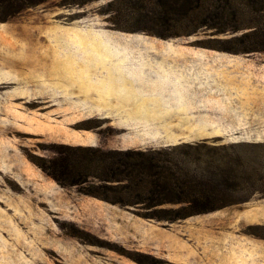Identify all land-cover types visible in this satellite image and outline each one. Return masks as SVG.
Wrapping results in <instances>:
<instances>
[{
    "label": "rangeland",
    "instance_id": "rangeland-1",
    "mask_svg": "<svg viewBox=\"0 0 264 264\" xmlns=\"http://www.w3.org/2000/svg\"><path fill=\"white\" fill-rule=\"evenodd\" d=\"M180 76L184 119L212 125L127 120L170 111ZM88 147L171 148L225 206L157 221L182 205L113 204L35 165L79 173ZM0 264H264V0H0Z\"/></svg>",
    "mask_w": 264,
    "mask_h": 264
},
{
    "label": "trees",
    "instance_id": "trees-1",
    "mask_svg": "<svg viewBox=\"0 0 264 264\" xmlns=\"http://www.w3.org/2000/svg\"><path fill=\"white\" fill-rule=\"evenodd\" d=\"M43 1L3 0V2H11L16 13ZM81 4L83 3H76L78 6ZM252 51L257 50L252 48ZM191 147H196L192 151L201 155L196 151L199 145L189 146ZM77 151L79 154H84L85 158V162L80 164L82 170L79 173H74V160L68 156L52 158L47 164L44 161L36 162L35 165L60 187L74 186L80 189L82 194L113 204L122 206L142 203H147L149 206L163 203L182 205L183 208L175 213L173 211L170 217H155L157 221L165 220L171 223L180 219L185 220L225 206L211 205L218 196V193L213 191L212 180L189 177L183 168L173 171L169 167L172 163L168 159L167 151H171V148L157 151L145 149L119 152L88 147L77 149ZM90 179L99 183L100 188L85 189L84 186ZM136 261L141 263L139 260Z\"/></svg>",
    "mask_w": 264,
    "mask_h": 264
},
{
    "label": "crops",
    "instance_id": "crops-1",
    "mask_svg": "<svg viewBox=\"0 0 264 264\" xmlns=\"http://www.w3.org/2000/svg\"><path fill=\"white\" fill-rule=\"evenodd\" d=\"M128 69V67L126 68ZM173 76V75H172ZM153 77H155V75L153 74L152 77H149L147 79L151 80L153 79ZM180 86H179V92L180 94L177 96V98L175 99V97L173 96H170L168 95L169 97H165V96H162L161 98H164L163 100H172L174 101L175 103L173 104H169V103H165V102H161L162 104L160 105L161 107H166L168 108V110L170 111H163L162 112H159L160 114V117L161 118H158V119H150V118H143V119H127V120H130L132 122H150V123H168V124H186V125H200V124H204V123H201L199 121H186V119H184L185 117L184 116H188L191 112L190 110L192 109V106L190 104H188V100H190L189 98H187L186 96V93H187V90L185 89V85L183 83H185V80L183 79L182 76H180ZM210 81V80H209ZM209 81L205 82V84H207ZM169 92V91H168ZM152 96L153 95H149ZM148 95L146 97H149ZM145 97V98H146ZM138 106L139 105H145V104H142V103H138L137 104ZM147 105V104H146ZM174 108H177L178 111L174 112ZM192 114H195V113H192ZM174 115H176L175 117L178 118V120H172L170 118H172ZM179 116V117H178ZM204 125H212V124H204ZM84 141V144L87 145V146H94L96 143H97V140L94 136H87L83 139ZM204 235V234H203ZM208 238V237H206Z\"/></svg>",
    "mask_w": 264,
    "mask_h": 264
}]
</instances>
